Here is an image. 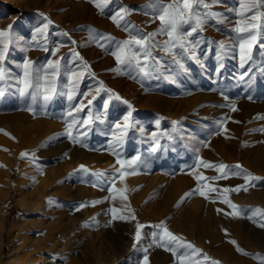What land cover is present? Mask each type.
<instances>
[{
    "label": "rangeland",
    "instance_id": "374dc122",
    "mask_svg": "<svg viewBox=\"0 0 264 264\" xmlns=\"http://www.w3.org/2000/svg\"><path fill=\"white\" fill-rule=\"evenodd\" d=\"M146 3L147 0H112L101 12L89 0H0V30L8 31L11 26L9 36L0 38L11 40L5 61L9 75L0 81V88L4 89L0 96V264H17L19 236L27 232L24 230L35 217L23 201L32 197L40 180H47L52 187L44 196L45 206L54 213L46 217L47 221L55 218L62 223L61 231L54 235L55 245L46 256L50 259L43 264H61L69 259H74V264H142L145 248L149 264H179L170 251L157 246L160 229L154 225L162 221L180 241L200 250L193 254L192 250L170 245L177 247L178 255L187 254L189 264H230L217 255L218 251L228 256L234 251L246 259V264H264L254 258L257 254L264 257V228L257 226L264 223V217L253 214L255 209L264 212V204L256 200L264 198V158L257 154L264 147V132L258 131L264 128V119L259 118L264 116V36L253 48L251 60L241 67L237 33L233 31L244 21L237 14L241 0H219L211 11L219 13L223 22L211 19L203 31L190 38L201 40L194 50L196 59L192 52L179 48L172 53H166L163 47L153 48L154 59H149L147 72L141 73L135 67L118 65L110 54L115 51V43L108 50L101 48L91 42L90 32L97 39L109 36L114 42L128 38L129 33L110 19L122 6L134 9L126 20L141 33L155 31L160 24L145 14L147 10L141 6ZM259 11L264 12V7ZM45 16L53 23L46 33H37L36 29L47 22ZM156 39L165 41L167 37ZM221 43L223 49L219 47ZM73 49L82 59L74 56ZM25 59L40 68L49 60L60 61L56 94L50 100L38 95L33 103L30 96L20 97L17 88L21 85L17 81L23 77V69L19 65ZM156 60L160 65H156ZM116 68L121 72L111 70ZM51 71L48 70L49 80ZM81 72L84 76L77 81L72 74ZM41 76H45L43 70ZM100 82L127 100L132 109L121 100L109 99L108 92L97 94ZM41 84L48 87L44 80ZM73 84H78L77 94L69 101L67 93ZM85 92L89 93L87 97L82 95ZM92 96L96 99L88 105ZM81 101L86 105L84 110L68 116ZM233 104L236 111L231 110ZM129 111L133 126L117 147L113 137L120 129L113 126L123 124ZM90 116V125L81 128L77 124L72 130L73 137L80 140L73 142L66 134L67 123L73 119L82 122ZM82 132L86 135H80ZM110 144L121 159L140 156L142 160L135 168L136 174L126 175L122 181L115 179L113 193L107 189L120 165L116 164ZM82 150L94 155L83 156ZM21 153L27 155L22 157ZM198 160L214 165L239 164L261 179L254 181L256 186L247 192L224 193V188L244 184L243 178L213 180L217 170L198 165ZM80 165L88 173L75 171ZM260 166L263 167L258 170ZM97 171L106 173L103 182L91 175ZM196 175L208 179L198 183ZM187 180L190 185L178 191ZM94 183L100 186L93 187ZM206 184L217 191H210ZM198 187L207 199L199 192L185 197V193ZM225 196L248 210L246 215H226L232 209L221 202ZM92 201L101 202L93 206ZM82 203L88 206L76 211ZM113 208L117 217L129 219H113ZM132 215L135 220L130 218ZM137 223L145 227L133 248ZM153 233L157 235L153 237ZM232 240L236 245L230 243ZM236 246L247 255L237 252Z\"/></svg>",
    "mask_w": 264,
    "mask_h": 264
},
{
    "label": "snow or ice",
    "instance_id": "6c2138e0",
    "mask_svg": "<svg viewBox=\"0 0 264 264\" xmlns=\"http://www.w3.org/2000/svg\"><path fill=\"white\" fill-rule=\"evenodd\" d=\"M89 2L92 3L96 8H98L102 12L104 7L110 4L112 0H89ZM217 3H219V0H169V2H165V0H147V3L141 7L147 10L145 11L146 15H151L154 20H158L160 26L155 31L146 34L141 33L135 25L131 24L126 20V17L130 15L132 11H134V9H130L127 6H122L117 9L115 14L112 15L110 19L114 23H116L118 27H123V30L129 33L128 38L122 41L114 42L113 38L109 36L101 35L99 39H97L96 34L90 32L91 42L97 43V46L106 50H108L109 46L112 43H115V51H112L110 54L115 57L117 64L121 66L126 65L128 67H135L139 69L141 73L147 72V69L150 67L148 63L149 59H154L152 57L153 48L163 47V50L166 53H172L173 49L179 48L185 53L192 52V58L196 59L194 50L196 47L199 46L201 40L193 41L190 38L193 36V33L203 31L205 24L208 23L211 19H215L217 23L223 22L219 13L211 11L213 5ZM262 7H264V0H241V10L237 14L244 17V21L239 22L238 25L233 29V31L237 33L236 40L238 42L239 60L241 67H244V65L251 60L253 48L259 43L261 36H264V12L259 11V9H261ZM249 13H251L250 16L248 15ZM44 19L47 22L44 23L42 27L36 29L37 33H46L49 26L53 23V21L48 19L46 16L44 17ZM185 25L188 26L187 29H185ZM10 31L11 26H9L8 31L0 30V38L8 37ZM61 34L64 36H69L67 32H63ZM158 36H166L167 40L157 41L156 38ZM32 39L33 41H35L36 36L33 35ZM10 43V39H0V81H4L9 75L7 69L5 68V61L8 57ZM72 43L75 44L76 42L72 41ZM219 47L223 49V43H221ZM44 50L48 51L47 48H45ZM56 51H58V49L52 52L53 56H55ZM72 51L76 58L82 59L78 52H75L74 49ZM173 59L175 63H180V61L176 59L175 55H173ZM197 62L200 63L199 60H197ZM155 63L156 65H160L161 62L159 60H156ZM19 67L23 69V77L17 81V84L21 85L17 88L20 97L23 98L30 96L31 100L34 103L38 95H42L43 99L45 101H48L52 98V95L56 94L55 78L59 75L60 71L59 60H49L46 65L40 68L34 67L33 62L31 60L25 59L23 63L19 65ZM84 67L88 70L89 74L92 75L90 68L87 66V64H85ZM49 69L52 70L50 73V75L52 76L51 80L47 79V76L49 75ZM42 70L45 73L44 77L41 76ZM111 70L116 71L118 73L121 72L120 68ZM246 74L247 73H245V75ZM72 75L76 77L77 81H79L84 76V73H73ZM41 80H44L45 84H47L48 87H44L41 84ZM77 88L78 84H73L72 89L69 90V92L67 93V99L69 101H72L75 98L77 94ZM102 90L110 93L109 99H112L114 97L116 100H121L124 104L128 105V108L130 110L132 109V105L127 100H123L122 97L119 96V94L113 92L111 89L105 88L103 82H100V87L97 88L95 91L97 94H99V92ZM3 95L4 89L0 88V96ZM82 95L84 97H87L89 93L85 92ZM95 99L96 96H92V98L87 101V104L91 105L92 101ZM107 103L108 101L105 102L106 105ZM85 107L86 105L83 103V101H81L80 104L73 106L72 109L67 113V115L72 116L73 112L83 111ZM29 110H31V108H29ZM231 110H237L235 104L231 105ZM131 115L132 112L129 111L128 114L123 117V124L116 123L113 126L115 129H120L119 133L114 134L113 137V139L116 141L117 147L120 145V143H122L127 129L133 126L131 123ZM259 118L264 119V116H261ZM91 123V116L88 119H84L82 122L73 119L70 123H67L66 134L70 139L73 140V142L79 143V138L73 137L72 130L76 127L77 124H79L81 128H84L90 125ZM173 123L175 124L177 122L174 121ZM225 131L227 130L225 129ZM258 131L264 132V128H260L258 129ZM0 132H3V130H0ZM4 134L10 135L6 132ZM80 135H86V133L82 132L80 133ZM158 146L159 144L157 142V147ZM109 147L113 149L112 154L117 157L116 164L120 165V168L116 169V177L112 179V186L107 189L109 193H113L115 191V179L119 178L122 181L126 175L136 174L135 168L139 163H142V160L140 156H134L131 159H121L120 154L115 150V147H113L112 144H110ZM152 151L155 152L156 147H153ZM26 155V153H21L22 157ZM197 164L202 165L204 168H215L218 172V175L212 177L211 179L213 180L228 179L231 176H238L243 178L245 182L244 184L238 185L231 189L224 188L222 190L224 193H239L242 190L247 192L249 187L256 186L255 183H253L254 181H258L261 179L259 177L253 176L246 170H243L241 165L239 164L232 166L225 164L214 165L211 162H206L203 160H198ZM75 171H83L84 173H88L89 170L84 165H80L79 169ZM91 175L96 177L97 181L103 182V178L106 176V173L103 171H97L91 173ZM194 178L197 180L198 183L200 181H205L208 179L203 175H196ZM92 186L99 187L100 185L94 183ZM205 187H207L210 191H217L216 188L210 185L206 184ZM196 192H199V195H201L202 197H205L206 199L208 198L206 196V193L200 190L199 187L194 189L192 192L185 193V197L191 196ZM122 198L126 199V197L123 196ZM183 199L184 197L181 198L180 202H183ZM100 202L101 201H92L91 204L94 206L95 204ZM180 202H178L177 206H179ZM221 202L227 204L232 209V211L230 213H226V215L242 218L246 215L248 211L245 209H241L238 205L232 203V201L226 196L222 199ZM87 206L88 204L82 203L76 208V211H79L81 208ZM110 211L113 213V219H129V217L123 215L117 217L115 214L116 209L114 208ZM219 211L221 210L218 209V212ZM253 214H259L264 217V212H261V210L259 209L253 210ZM130 218L135 220L134 215H132ZM247 218L253 219V216H248ZM109 223H111V221ZM84 226L87 227L88 225ZM257 226L264 228V223H257ZM144 227L145 225L143 224H136L133 248H136L137 244L141 240V229ZM154 227L160 229L159 242L157 243L154 240V243H157V246L159 247H163L165 251H170L172 255L176 258V260L179 262V264H189V261L187 259V254L178 255L177 247L192 250L193 254L199 253L200 250L195 249L192 244L180 241L171 231L168 230V228L164 225L163 221L160 224L154 225ZM156 235L157 233H153V237H155ZM230 243L236 245V241L234 240L230 241ZM173 244H175L177 247L170 246ZM143 251L146 254L143 257L142 264H149V259L147 255L148 249L145 248L143 249ZM236 251L243 255H247V253L244 252V250L241 249L239 246H236ZM204 258L208 259L207 256H205ZM254 258L264 262V257H260L259 254H257ZM213 264H219V262H213Z\"/></svg>",
    "mask_w": 264,
    "mask_h": 264
},
{
    "label": "bare ground",
    "instance_id": "6f19581e",
    "mask_svg": "<svg viewBox=\"0 0 264 264\" xmlns=\"http://www.w3.org/2000/svg\"><path fill=\"white\" fill-rule=\"evenodd\" d=\"M83 156L92 157L94 154L88 153L87 151L82 150ZM257 154L264 158V147L258 149ZM264 166V164H262ZM22 168L25 169L26 165L24 163L21 164ZM263 166L257 167L260 170ZM28 170V168H27ZM191 181L187 180L182 183L177 189L178 191L182 190L187 185H190ZM52 187L49 186L47 180H40L39 183L32 191V197H26L24 202V206L26 210H32L33 215L30 227H28L25 234H21L19 236L16 250H17V264H43L48 256V252L52 250V247L55 245L54 235L61 231V220H56L55 218L47 221V216H54V213L51 212V208L48 205L45 206V195L47 191H50ZM257 201L264 204V198L258 197ZM198 206V205H197ZM196 206V207H197ZM147 215L151 216L150 213ZM210 215V213H209ZM179 218H182L181 216ZM184 219V218H182ZM181 219V220H182ZM192 220V217H189ZM219 217H217V222L220 223ZM0 226L3 228V221L0 219ZM11 228V227H10ZM13 228V227H12ZM234 229H236L234 225ZM238 232V230H237ZM218 256L222 257L226 261L230 262V264H246V259L234 251L230 253V256L225 255L224 253L218 251ZM47 256V257H46ZM230 257L233 259L231 260ZM47 261V260H46ZM59 263V262H56ZM61 264H74V259H69L65 263Z\"/></svg>",
    "mask_w": 264,
    "mask_h": 264
}]
</instances>
